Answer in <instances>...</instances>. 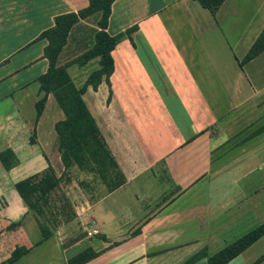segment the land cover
Segmentation results:
<instances>
[{
    "label": "crops",
    "instance_id": "0c3cea01",
    "mask_svg": "<svg viewBox=\"0 0 264 264\" xmlns=\"http://www.w3.org/2000/svg\"><path fill=\"white\" fill-rule=\"evenodd\" d=\"M88 2L0 0V143L16 155L11 172L24 173L9 190L11 221L26 213L13 188L17 181L48 166L56 175L58 166L64 169L55 132L64 114L52 94L35 123L42 95L37 79L48 67L47 41L40 35L56 16ZM92 23L90 18L75 26L59 65L84 50ZM131 27V39L123 38L111 52L110 92L103 80L82 96L124 183L73 205L74 219L37 246L23 228L10 232L9 253L17 243L32 244L27 254L51 252L50 261L55 256L62 264L87 248L97 256L85 264H182L203 248L209 255L221 250L228 237L240 231L243 236L264 216V187L259 191L247 181L244 187H222L218 181L229 169H240L232 179L238 185L264 168V160L248 165L264 142V132L248 138L264 124V52L238 65L264 27V0H224L214 16L193 0H115L107 33ZM213 28L218 43L208 41ZM240 46L237 57L233 48ZM90 64L98 69V58L68 67L81 86ZM92 229L98 233L88 237ZM256 242L227 264H253L264 253L243 256Z\"/></svg>",
    "mask_w": 264,
    "mask_h": 264
},
{
    "label": "trees",
    "instance_id": "16d2710c",
    "mask_svg": "<svg viewBox=\"0 0 264 264\" xmlns=\"http://www.w3.org/2000/svg\"><path fill=\"white\" fill-rule=\"evenodd\" d=\"M115 0H89L88 5L78 10L58 15L54 18L51 28L41 33L40 38L47 41L43 50V57L47 60L46 72L37 79L39 93L41 97L35 103V123L38 122L47 99V95L52 94L57 105L64 114V119L55 124L57 134V150L64 171L72 167L81 170H90L97 173L102 180L111 176L114 181L110 184L109 190H113L124 183V177L116 162L108 151L107 145L97 128L94 119L90 115L83 94L87 88L97 90L99 84L104 80L110 92L109 78L113 72V60L111 52L123 38L131 39L132 32L136 27H131L116 35H109L106 31L108 19L111 13V6ZM201 7L207 9L212 15L215 14L224 0H193ZM93 19V27L89 29V36L84 45V50L70 61L59 65L58 59L63 49L68 43V39L73 29L81 20ZM264 52V27L249 47L244 57L238 61L242 67L253 58ZM98 58L99 68L91 72L83 85L77 88L68 73V67L77 64L83 66L90 60ZM264 132V124L255 129L248 138ZM34 144V134L29 139ZM17 158L14 152L9 149L0 151V165L5 172H9L16 164ZM61 177H58L54 170L48 168L41 174H35L17 181L13 188L19 196L26 210L30 212L39 224L40 239L33 246H37L52 236L53 231L59 224L72 221L75 213L69 205L64 195H56L60 185ZM61 202L62 222L58 221V215L54 212V205ZM57 210V209H56ZM48 218L52 228H49L44 221ZM16 223L10 225L15 226ZM9 226V227H10ZM264 236V222L245 233L240 238L234 240L221 250L212 255L203 248L193 256L185 260L182 264H193L202 258H206L207 264H227L253 243ZM32 245V244H31ZM31 245L14 244L9 256L0 264H12L22 256L26 255ZM90 248L74 255L67 260V264H85L96 257ZM264 260V254L253 264H259Z\"/></svg>",
    "mask_w": 264,
    "mask_h": 264
},
{
    "label": "rangeland",
    "instance_id": "374dc122",
    "mask_svg": "<svg viewBox=\"0 0 264 264\" xmlns=\"http://www.w3.org/2000/svg\"><path fill=\"white\" fill-rule=\"evenodd\" d=\"M171 0H165V2H170ZM214 16V15H213ZM229 18V16L227 17ZM217 30L213 28L212 33H211V38H209L208 41H213L215 43L219 42V38L217 37L216 34ZM222 33H220L221 35ZM250 34V33H248ZM249 36V35H248ZM221 37V36H220ZM221 39V38H220ZM231 42V41H230ZM216 50H221L223 51V46L221 47L219 44H213L212 45ZM233 48V47H232ZM235 52V55L237 57L241 56V46L237 48H233V53ZM223 53V52H222ZM233 61V56L228 54V60ZM227 61V58H226ZM88 71H86V74H90L94 70L97 69L96 67H91V64L87 66L86 68ZM77 73H79V70H76ZM259 71V69H258ZM69 74L72 77V81L74 85L79 88L81 86V81L79 80V76L75 75V72L73 69H70L68 71ZM247 73L252 75L251 68H248ZM55 103V102H54ZM51 119V118H50ZM48 118H46V122H48ZM33 135V134H32ZM7 143H0V151L3 147L7 146ZM260 148V152L257 154L256 157H253L251 161H249L248 165L253 163L254 165H258L263 162L264 160V142L261 144V146L257 147L256 149L258 150ZM16 165V164H15ZM59 167V172L57 175L58 177H61L60 179V185L59 188L57 189V192L55 193L53 197H59L64 195V197L67 199L69 205L73 209V205H79V202H83V199H88L91 201V199L96 196V194L103 193V189L107 190L110 186V184L114 181V179L111 176H108L106 180H102L100 176L92 172L90 170H81L77 167H72L70 169H67L64 171V169H60ZM62 168V166H61ZM13 169V168H12ZM11 169V170H12ZM11 170L8 173L3 172V168L0 165V187H2L3 194L0 195V263L4 261L8 256H9V247H12L8 242L10 241V232L16 231L17 229L23 228L24 232L28 234L30 240L32 241V244H36L37 241L40 239L41 234L39 231V224L35 217L26 210V213L19 218V220L16 222L11 221L9 218H7V200L10 201L9 198V190L11 189L12 182L15 180V177L19 175H23L24 173L19 172H11ZM240 169L239 170H234L229 169V171L225 174L220 175V178L218 181L223 182L222 187H244L245 182L247 181L249 183V187H256L257 190L262 191L264 187V168H258L253 174L247 176L242 180V182L238 183V185H234L232 183V179H234L238 174H240ZM11 172V173H10ZM3 175V176H2ZM143 179V178H140ZM164 185V184H161ZM137 187H141L139 182H137ZM203 187V186H201ZM15 191V190H14ZM105 192V191H104ZM261 204H264L263 201H261ZM54 207V212L57 214L60 213L61 210V202L57 201V198L55 202L53 203ZM57 209V210H56ZM264 209V207H263ZM262 210V209H261ZM74 211V210H73ZM4 215V216H2ZM59 217L57 218L58 221L61 223L63 218L61 217V214L58 215ZM264 222V216H260L257 220L253 221L254 227L258 226L259 224ZM13 223H16L15 226L11 227ZM46 225L49 228H52L50 221L48 218L44 221ZM62 224H59L61 226ZM10 226V227H9ZM252 227V228H254ZM247 229V227H245ZM57 229V228H56ZM55 229V230H56ZM244 229V230H246ZM54 230V231H55ZM53 231V232H54ZM246 232V231H245ZM23 234V232L21 233ZM242 236V233H236L230 237H228V240H225L223 244H230L232 241V238ZM8 243V245H6ZM264 253V237L261 238L256 244L248 250L243 256L245 259H251V258H257L261 254ZM51 252H48L46 250H34L30 252L29 254H26L13 262L12 264H62L59 260L55 261V256L52 258L53 261H50Z\"/></svg>",
    "mask_w": 264,
    "mask_h": 264
},
{
    "label": "built area",
    "instance_id": "2783aa9c",
    "mask_svg": "<svg viewBox=\"0 0 264 264\" xmlns=\"http://www.w3.org/2000/svg\"><path fill=\"white\" fill-rule=\"evenodd\" d=\"M98 233V231L96 229H92L91 231L87 232L86 234L88 235V237L90 236H94Z\"/></svg>",
    "mask_w": 264,
    "mask_h": 264
}]
</instances>
